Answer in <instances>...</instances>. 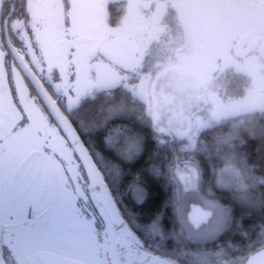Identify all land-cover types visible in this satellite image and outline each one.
Masks as SVG:
<instances>
[{
    "label": "flooded vegetation",
    "instance_id": "af4514ba",
    "mask_svg": "<svg viewBox=\"0 0 264 264\" xmlns=\"http://www.w3.org/2000/svg\"><path fill=\"white\" fill-rule=\"evenodd\" d=\"M193 100L178 133L168 119L153 123L151 109ZM120 103L128 115L109 117ZM263 115L264 0H0V264H264L262 192L202 193L215 207L172 192L143 218L147 188L115 185L149 134L158 151H174V133L231 136L239 124L244 134L246 118ZM62 116L88 148L131 243L96 202ZM122 124L143 136L135 159L120 137L115 149L107 145ZM159 163L163 173L166 160ZM193 204L212 211L199 228L188 217Z\"/></svg>",
    "mask_w": 264,
    "mask_h": 264
},
{
    "label": "rangeland",
    "instance_id": "374dc122",
    "mask_svg": "<svg viewBox=\"0 0 264 264\" xmlns=\"http://www.w3.org/2000/svg\"><path fill=\"white\" fill-rule=\"evenodd\" d=\"M192 100V99H190ZM137 103V102H135ZM139 104V103H138ZM180 104H182L181 109H178L177 106L180 107ZM164 103L161 105H158V110L151 109V112H153V123L158 124L162 122V119H168L169 123L172 124L173 128L177 129V133L179 130V122L183 119H188L186 114L190 112V108H192L195 105L194 100L193 101H184L183 103ZM139 112V114L136 113L135 118L143 112L142 108H139L140 106L135 105ZM241 106V105H240ZM258 106V105H257ZM117 110L114 109H107L108 113H111L109 117H114L117 113L119 115H128V111L131 109L127 107L126 103H120L117 104ZM184 107V108H183ZM162 109V112L160 111ZM157 111V112H154ZM236 110H241L240 108H236ZM261 110V109H260ZM106 110H104L105 113ZM105 116V115H104ZM107 117V116H105ZM108 118V117H107ZM202 123H208V120L204 116H201ZM247 124H245V127L247 128L249 123L252 122V117L246 118ZM118 125L117 129L113 128L112 133L109 134L106 138L107 145L115 149L116 144L118 143V137H120V144H121V150L125 152L126 159H132L136 158L141 152L138 153V150L143 149V136L140 134L138 130H135L132 126H123ZM239 124H233L232 128L233 133L236 134V132H239L238 128ZM243 128V127H241ZM200 130V127H199ZM198 130V131H199ZM197 131V132H198ZM246 131V130H245ZM179 136V137H178ZM176 135L173 134V147L176 151L180 153H190V152H196L195 149L198 150V142H197V134L186 136V135ZM227 143L226 147H222L226 152L223 154H220V159L218 161V165L211 169L212 177L209 178L207 181L203 179V177L200 174V171L198 169V162L196 160L192 159H186V160H180L179 162L173 164L172 166H169V178L173 185V192L175 194H183L185 199L183 200V203L192 202V203H199V204H205V206L208 207H215L211 205L212 203H209V201H206L201 196L202 193H210V191H216V190H224L226 192L230 193H244L246 196L250 197L249 191H256L254 190V183L252 181V178H250L249 169L250 167L247 166V163L245 161V158L243 156H240L239 153L232 152L235 148V138L234 136H230L228 138H225ZM183 140L187 142L186 146H179L177 144V141ZM229 145V146H228ZM196 146V147H195ZM198 146V147H197ZM240 146V145H238ZM237 147V146H236ZM194 149V150H193ZM133 150L137 152H133ZM231 151V153H230ZM134 155V156H131ZM134 158V159H135ZM143 189L140 187H135L134 191L137 193V191H142ZM233 193V197L236 198V194ZM190 194H195L194 196H191ZM138 202H141L142 199H137ZM185 203V204H186ZM184 204V205H185ZM250 206H253L250 204Z\"/></svg>",
    "mask_w": 264,
    "mask_h": 264
},
{
    "label": "trees",
    "instance_id": "16d2710c",
    "mask_svg": "<svg viewBox=\"0 0 264 264\" xmlns=\"http://www.w3.org/2000/svg\"><path fill=\"white\" fill-rule=\"evenodd\" d=\"M137 108L135 106V113H138ZM231 136H234L236 143L234 144L235 148L232 152L239 153L240 156L245 157L247 166L250 167L249 174L254 183V190L264 194V115L253 117L252 122L249 123L244 134L236 133ZM228 137L230 135H224L223 133L198 135V150L196 152L180 153L176 150L170 151L169 149L166 151H158L157 148L153 147V143L155 142L152 140V134H149L141 156L132 165L123 168L122 174L125 177L127 176L126 180L118 183L115 182V185L117 188H123L124 185H122V182H125L124 184H131L133 182L143 184L150 194L146 202L141 205L139 213H141L143 218H153L155 214L161 211L166 202L172 201L170 194L173 192V185L171 181L167 179L163 184L160 180L162 176L169 177V166H172L180 160H196L201 176L207 181L212 177L211 169L219 164L220 154L226 152L222 147L227 146L228 142L225 138ZM101 138H103V134ZM243 144L248 146L245 151H242L243 148H238V145ZM248 153L249 156L247 155ZM162 159L166 160V170L163 173V168L159 163ZM154 160L157 162L156 165L153 164ZM216 192L226 191L219 189ZM166 211L167 215H170L169 207H167Z\"/></svg>",
    "mask_w": 264,
    "mask_h": 264
},
{
    "label": "water",
    "instance_id": "95a60500",
    "mask_svg": "<svg viewBox=\"0 0 264 264\" xmlns=\"http://www.w3.org/2000/svg\"><path fill=\"white\" fill-rule=\"evenodd\" d=\"M184 72L187 73V71ZM62 118H64V116H62ZM60 122L66 123V136L69 139L73 149L77 153L85 168L90 183V189L96 202L98 203V205L105 209L106 213L110 217L119 235L120 241L131 243L132 235L128 231L126 225L122 222L118 210L113 202L110 190L106 182L103 180V177L92 156L90 155L88 148L84 145L82 139L80 138L77 131L74 129L68 119L64 118V120ZM188 217L190 223L195 228H199L203 224H207L209 222L210 218L212 217V211L206 210L203 206L199 204H193L191 206V210L189 212Z\"/></svg>",
    "mask_w": 264,
    "mask_h": 264
}]
</instances>
